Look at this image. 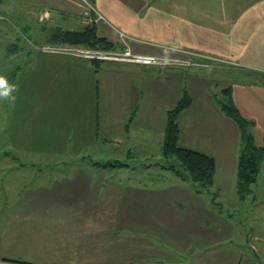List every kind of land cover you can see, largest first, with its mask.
Listing matches in <instances>:
<instances>
[{
  "label": "crops",
  "instance_id": "0c3cea01",
  "mask_svg": "<svg viewBox=\"0 0 264 264\" xmlns=\"http://www.w3.org/2000/svg\"><path fill=\"white\" fill-rule=\"evenodd\" d=\"M83 1L94 4L93 9ZM83 1L0 0V21L14 12L34 13L39 22H49L56 5L61 6L64 13L82 20L83 25L93 22L98 30H104L101 21L109 17L118 35V38L112 37L118 51L130 49L134 54L155 56L159 60L137 62L104 58L103 61L115 67H136L139 71H146V65H157L167 68L164 74L167 78H181L183 69L210 68L214 66L212 61L220 60L219 68L235 72L229 84L233 100L241 113L253 120L255 142L264 144V0H248L249 3L244 4L242 0H165L158 7L146 0H111L110 8L103 3L97 7L99 0ZM87 7L91 9L90 16L86 15ZM56 27L51 28L47 40L54 42ZM76 28L73 22L65 26V29ZM154 31L158 33V41H153L156 43L149 48L154 53L134 52V49L146 52V46H140L143 44L135 37H140L139 33L151 37ZM99 34L106 36L104 32ZM18 54L11 55L18 57ZM62 56L73 60L69 61V70L80 68L86 78L80 116L74 120H52L49 110H45L52 101L50 90L44 87L36 90L40 94L41 108L33 109L32 119L12 117L6 120L4 133L0 132L1 145L5 146L0 150V264H152L146 259V253H163V250L155 248L150 240L147 249L145 245L135 247L125 208L135 204L136 199L119 197L118 188L122 186L117 178L119 171L128 165L104 166L97 163L103 162L97 158L111 151L132 156L137 145L144 150L142 133H135L137 123L134 122L143 115L140 120H146V125L140 127L149 130L154 129L157 119L154 114L148 116L150 110L143 114L135 97L128 96L133 93L131 85L120 81L115 68L105 71L99 67V62L95 64L93 57L74 52H43L34 57V77L48 82L47 74L54 58L60 60ZM93 66H97L95 71ZM195 82L202 88L201 101L189 129L195 137L198 134L201 141L193 142L192 146L215 157L213 187L218 196L221 190H230L238 199L230 198L229 206L238 205L251 193L260 194L253 199L254 217H249L256 224L249 231L246 226L242 228L247 213L237 215L236 207L225 212L220 209L219 214L212 211L206 219L208 231L203 232L200 246H195L201 249L194 253L195 257L191 255L190 260L183 263L184 257L180 254L188 249L176 242L170 247L175 255L167 254V261L153 264H264V160L251 193L241 197L237 186L242 147L239 127L220 109L215 94L211 93L210 82L204 79ZM178 86L181 95L184 88L188 90L182 82ZM174 87L173 83L166 86V92ZM120 100H126V105L119 106ZM193 105L194 97L179 120ZM198 113L210 117H198ZM125 120L133 123L126 126ZM161 122L165 137L166 121ZM135 140L137 145H134ZM177 186L182 190L173 199L175 204L186 205L189 200V207H197L203 200L195 190L181 184ZM210 227L222 233L217 235ZM152 229L154 226L146 225V236L153 234ZM189 245L188 248L192 247Z\"/></svg>",
  "mask_w": 264,
  "mask_h": 264
},
{
  "label": "rangeland",
  "instance_id": "374dc122",
  "mask_svg": "<svg viewBox=\"0 0 264 264\" xmlns=\"http://www.w3.org/2000/svg\"><path fill=\"white\" fill-rule=\"evenodd\" d=\"M162 1L165 0H146L147 3H154L153 5L156 7H158L159 4L161 6ZM231 1L234 2V0ZM87 2H89V0H87ZM101 3L108 8L112 6L111 0H99L96 6L99 7ZM242 3L249 2L248 0H242ZM86 5L89 7L91 6V9H93L92 7L94 4L90 5L89 3ZM54 8L55 10L51 11L52 19L49 22H39L34 13L14 12L6 14V17L4 16L0 21V74L6 75L10 83L18 86V92L15 93L17 98L14 105L10 102L0 101V132L3 131L4 133L3 128L6 120H11L12 117H18L19 120L32 119L33 109L38 107L41 108V102L39 101L40 94L36 92V90L44 87L46 89L48 87L50 90L49 96L52 101L49 105L45 106V110H49V115L52 116V120H66L69 118L74 120L80 116L79 113L83 101L82 97L84 98L82 91L85 86L86 78L82 76L83 73L80 68L69 70V61L72 62L73 60L68 61V59L66 60L63 56L60 60L54 58L47 74L49 77L47 78L48 82L38 80L33 75V71L36 69L35 56L43 54V52L66 54L69 53V49L73 47H85L73 46L70 48L71 46L69 44H59L47 40V36H49L50 39L51 28L54 26L65 28L69 22H73L76 24V29L83 27L82 20L70 16V13H64L65 10H63L61 6L56 5ZM87 9L86 12L91 10L90 8ZM80 15L84 14L81 13ZM107 18L109 19V17ZM107 18L101 21L105 26L104 30L101 28L98 30V34L104 32V35L111 40L113 39L112 37L118 38L117 33L111 27L112 24L109 21L110 19L108 20ZM84 25L86 24L84 23ZM100 25L101 24H99V27ZM139 35L140 37H135V39H137L139 44H143L140 46H146V52L137 49H134V52L140 54L154 53L150 51L149 48H153L151 44L156 43L153 41H158V33L154 31L151 37L148 36L147 33H139ZM159 36H162L160 30ZM14 43H17L19 47V51L17 52L19 53L18 57H12L10 54V49ZM154 46V48H156V45ZM154 58V61L159 60L158 57L154 56ZM219 61L220 60L217 61V59L212 61L214 66L210 68L183 69L181 71L182 75L180 74L179 76L181 78L164 77L167 68L165 70V68L157 65H146V71H139L136 67L129 68L125 65H118L115 67L111 62H99V67H102L105 71L106 68H115L119 73L120 81L123 83L129 82V85H131L133 93H130L128 96H131V98L135 97L136 104L143 110V114L147 112V110H150L148 116L155 115L157 119L154 126L155 130H145L140 127L141 125H146V120H140L143 118V115H140V119L134 122L137 123L134 127L135 133H142V139L146 145L144 150L140 149L139 146L141 145H137L138 141L135 140L134 145L137 146L132 156L126 157L121 151H111L107 156L104 154L103 157L97 158L103 161L118 159L128 164L123 170L119 171L120 175L117 178L122 186V188H118L119 197H133L136 199L135 204H130L125 208L128 214L127 220L130 221L128 222L130 229H128L129 234L133 233L134 235L135 247L138 248L140 245H145L147 249L150 240L155 248L163 250V253H146V259L150 260L152 264L161 260L167 261L169 259V257L166 256L167 254L175 255L170 247H173L176 242L178 243L177 245L181 244L188 249L180 254L184 257L181 259L183 263H187L191 255L195 257L194 253L201 250L198 248L195 249V246H200L203 232L208 231L206 219H208V215L212 211L219 214L220 209L225 212L236 207L239 211L237 215L247 213V220L245 222L242 221V228L246 226L249 231L250 227L256 224L254 220L249 217H254L253 212L255 208L253 199L255 196L259 197V193H251L247 198L240 200L238 205L229 206L228 202L230 198L238 201V199L234 198L235 194H231L230 190L227 192L221 190L218 196L215 187H212L210 192L204 191L198 194L203 200L200 201L197 207H189V200L186 205H177L173 199H176L178 197L177 193L182 190V188L177 185L181 184L191 190H195L197 185L189 178H182L173 170L164 168L167 164L179 165V161L176 157L172 156L168 158L163 154L164 134L161 132L162 128H160L163 122L159 123L160 120H167V110L175 104L177 101L176 99H178L177 97H180L181 93L178 88L179 83L182 82L183 86L187 87L194 97L193 108L189 109L187 113L183 115V119L185 120H179L181 128L179 144L193 148L192 145H195L193 142H197V140L201 141V139L197 137L198 134L195 137L191 128L189 129V124L191 120H193L191 118H193L192 116L195 114L194 111L199 112L198 108L201 101L200 93L202 88L198 87V83H196L195 80H208L210 82L211 93L220 94L221 88L231 83L233 79L232 74L234 75L235 73L223 67L219 68L218 65L222 64V62ZM87 62L90 64V61ZM96 69L97 66H93V70L95 71ZM94 74L96 76V72ZM172 83L176 88H171V92H166L165 87L171 86ZM126 96L127 95H124V97ZM121 105L125 106L126 100H120L119 106ZM15 113L16 115L14 116ZM200 116L204 118L210 117L209 114L198 113V117ZM131 121L125 120V125H131L130 123H133ZM64 134L65 137L67 132ZM144 135H146V138L143 137ZM63 142L66 144L67 140ZM4 147L5 146L1 145L0 141V150H3ZM193 149H196V147ZM124 151L125 150H123V152ZM25 159H28V157ZM183 171L185 174L187 173L185 170ZM233 192L235 191L233 190ZM219 201L224 204L217 203ZM204 207L205 209H203ZM206 209H209V211ZM221 215L225 218V215ZM149 218H151V220H148ZM146 225L154 226L155 230H150V232L153 233L150 237L146 236ZM213 229H215L217 235L222 233V231L219 232L216 227H210V230ZM189 244H191L192 247L188 248V246H190ZM221 256H223V254H221ZM199 262L202 263L201 260H199Z\"/></svg>",
  "mask_w": 264,
  "mask_h": 264
},
{
  "label": "trees",
  "instance_id": "16d2710c",
  "mask_svg": "<svg viewBox=\"0 0 264 264\" xmlns=\"http://www.w3.org/2000/svg\"><path fill=\"white\" fill-rule=\"evenodd\" d=\"M90 16V11H87ZM53 38L56 43L73 46H85L84 48L98 51H117L116 44L106 36L98 34L97 26L91 22L83 25L80 29H65L56 27L53 30ZM74 48V47H73ZM10 54L19 51L17 43L10 49ZM95 64L104 58H92ZM215 99L225 115L233 119L239 127L242 137V147L238 160V192L241 197H247L252 191V185L257 182L262 162L264 160V144H257L252 132L253 120L246 118L233 100L231 85L221 88L220 94H215ZM193 101L192 95L184 88L181 97L167 110L163 154L166 157H176L179 165L167 164L166 169L173 170L182 178H189L196 185V192L211 191L216 173V159L213 155L203 151L182 146L179 144L180 137V114L188 108ZM132 115L130 116V119ZM131 121V120H130ZM129 124V123H128ZM100 164L122 167L128 165L118 159L112 161L97 162ZM185 170L187 173L185 174Z\"/></svg>",
  "mask_w": 264,
  "mask_h": 264
},
{
  "label": "built area",
  "instance_id": "2783aa9c",
  "mask_svg": "<svg viewBox=\"0 0 264 264\" xmlns=\"http://www.w3.org/2000/svg\"><path fill=\"white\" fill-rule=\"evenodd\" d=\"M45 15V14H44ZM70 52L83 54L90 57L96 58H112L117 60H129V61H137V62H151L154 61L155 58L152 56L145 55H137L132 53L130 49H125L123 51H98L92 50L88 48H72L69 49Z\"/></svg>",
  "mask_w": 264,
  "mask_h": 264
},
{
  "label": "clouds",
  "instance_id": "9594fccd",
  "mask_svg": "<svg viewBox=\"0 0 264 264\" xmlns=\"http://www.w3.org/2000/svg\"><path fill=\"white\" fill-rule=\"evenodd\" d=\"M18 86L9 82L8 77L0 74V101L10 102L15 104Z\"/></svg>",
  "mask_w": 264,
  "mask_h": 264
}]
</instances>
